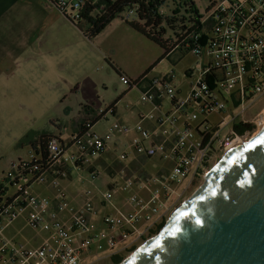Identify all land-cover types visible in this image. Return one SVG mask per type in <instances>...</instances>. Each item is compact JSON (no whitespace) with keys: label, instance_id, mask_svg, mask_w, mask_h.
Wrapping results in <instances>:
<instances>
[{"label":"built area","instance_id":"2783aa9c","mask_svg":"<svg viewBox=\"0 0 264 264\" xmlns=\"http://www.w3.org/2000/svg\"><path fill=\"white\" fill-rule=\"evenodd\" d=\"M48 1L47 5L59 14L69 19L79 17L82 0ZM199 21L203 27L211 24V28L204 34L187 35L184 47L199 57V66L187 71L191 83L185 97L180 98L173 85L174 71L163 77L148 75L136 80L121 75L125 86L139 90L142 103L153 106L140 115L135 126L115 120L104 132L88 125L86 131L63 142L54 137L47 145L48 168L58 163L68 168L58 171L51 181L47 169L30 166L32 159L38 158L32 150L27 158L11 162L10 170L0 178L9 189L0 203V233L7 221L26 212L27 224L45 230L48 237L32 248L0 236V264H96L102 259L93 251L96 240L106 242L111 251L108 257L135 248L153 237L157 226L188 198L192 186L204 181L235 139L246 141L260 130L264 116L258 113L250 117L247 112L253 101L264 98V0H215ZM195 71L198 74L194 78ZM225 89L230 90L229 97L223 93ZM100 113V121L114 117L116 106L110 105ZM212 115L217 120H212ZM239 123L253 125L254 129L239 135L235 130ZM256 127L259 130L255 133ZM129 133L137 135L129 142L135 153L143 159L165 162L167 167L152 179L159 183L158 188L148 180L136 181L148 197L133 195L127 200L129 210L105 213L102 222L109 232L95 233L99 207L90 200L71 203L58 180L69 176L68 169H86L96 179L99 171L93 169L91 157L116 145L115 136ZM36 184L56 191L53 196L29 193ZM132 185L130 182L125 189ZM110 198L107 194L102 206H107Z\"/></svg>","mask_w":264,"mask_h":264},{"label":"rangeland","instance_id":"374dc122","mask_svg":"<svg viewBox=\"0 0 264 264\" xmlns=\"http://www.w3.org/2000/svg\"><path fill=\"white\" fill-rule=\"evenodd\" d=\"M194 1L198 14L205 18L209 2ZM43 3L47 7L49 1L43 0ZM126 15L127 13L124 14ZM57 24L46 23L41 29H37L33 40L30 36L32 29H29L21 39L15 37L14 44H3L0 41V178L10 170L11 162L28 157L30 148L18 146V141L26 133L53 132L61 128L68 139L67 135L72 130L71 121L78 118L84 105H92L100 113L121 96L117 103L121 121L132 125L134 119L127 107L146 109V106L140 102L137 91H130L123 96L128 88L122 83L115 67L130 75L129 73L140 72L149 58H155L159 63H156L150 76L163 77L174 71L173 85L182 90V95H179L182 98L186 96L191 83L187 70L199 66V57L193 53L183 55L180 50L173 52L170 61L162 59L164 50L159 45L128 30L118 34L115 41L108 39L107 43L112 44V47L102 54L85 39L79 27L68 23L64 29H58ZM65 28L69 30L65 31ZM97 46L99 47V42L96 40ZM196 74L197 71L194 72V78ZM223 93L229 97L230 90L225 89ZM258 113L261 118L264 116V98L253 101L247 116L252 117ZM210 118L215 120L216 116L212 115ZM113 120H102L94 130H105ZM258 130L257 128L255 133ZM135 136V133L115 136L116 146L113 145L104 154L91 157V162L99 169L96 179H92L88 171L72 170V179L58 180L59 187L68 200L74 203L90 200L99 207L95 233L109 232L102 222L105 213H115L117 209L126 211L130 208L127 200L133 195L148 197L146 189L141 188L136 181L148 180L147 183L153 188L160 186L159 183H153L152 179L167 167V163L143 159L135 153L129 147V142ZM130 182L133 185L125 189ZM183 183L186 185L187 181ZM202 183L203 181L196 187L192 186L188 197ZM55 191L56 189H49L48 185L36 184L29 193L52 196ZM107 194L111 198L107 207H104L101 203L106 202ZM25 215L26 212H23L12 222L7 221L0 236L11 243L38 247L47 239L48 233L43 229L31 228ZM140 244L118 255L124 260ZM98 248L102 259L96 264H114L112 257H108L111 252L104 240L94 241L93 249Z\"/></svg>","mask_w":264,"mask_h":264},{"label":"water","instance_id":"95a60500","mask_svg":"<svg viewBox=\"0 0 264 264\" xmlns=\"http://www.w3.org/2000/svg\"><path fill=\"white\" fill-rule=\"evenodd\" d=\"M262 138L264 124L228 150L159 233L119 264H264Z\"/></svg>","mask_w":264,"mask_h":264},{"label":"trees","instance_id":"16d2710c","mask_svg":"<svg viewBox=\"0 0 264 264\" xmlns=\"http://www.w3.org/2000/svg\"><path fill=\"white\" fill-rule=\"evenodd\" d=\"M207 1L209 2L208 12L214 5L215 0ZM77 12L79 14L77 19L64 17L79 27L86 38L93 39L97 37L112 21L118 18L138 34L159 45L164 50L162 59L168 60L171 59L173 52L176 50H180L183 55L190 53V48L184 47V44L188 42L186 41L188 40V34H204L209 32L211 28L209 23L205 24L204 27L200 24L199 18L202 16L198 14L194 0H82ZM125 13H127L126 16H124ZM204 29L206 31H203ZM152 69H149L141 77L150 75ZM141 77L138 79H141ZM117 102L115 101L111 105L114 106ZM81 114L82 118L74 134L83 133L87 130L88 125H95L102 116L101 113H95L90 105L82 106ZM253 129L254 126L250 124L239 123L235 125V130L239 135ZM54 137H58L63 142L60 136L49 131H30L18 141L19 147L28 146L29 150H32L38 157L32 159L30 166L47 169V177L54 167L48 168L47 145ZM31 169L27 170L24 176ZM8 190V187L4 185V181H0V203L5 199ZM166 220L157 226L154 231L155 235L164 227ZM112 260L114 264H119L123 261V258L119 255H113Z\"/></svg>","mask_w":264,"mask_h":264},{"label":"crops","instance_id":"0c3cea01","mask_svg":"<svg viewBox=\"0 0 264 264\" xmlns=\"http://www.w3.org/2000/svg\"><path fill=\"white\" fill-rule=\"evenodd\" d=\"M46 23H50V24L51 23H58L57 24L58 29H64L63 27H66L68 23L73 25V23L71 21H69L66 17L62 16L61 14H59L54 8H52L50 6L46 7L45 4L43 3V0H0V41L3 44L4 43L14 44L16 41L15 37H18L19 39H21V36H24V34H27L29 32V29H32V33L30 36H31V39L33 40L34 39L33 37L35 36L37 29H41L43 25L44 26L46 25ZM68 30H69L68 28H65V31H68ZM126 30H128L132 34H138L134 30H132L128 25H126L122 20H115V21H112V23L103 32H101L97 37H95L93 39H88L85 36L84 37L89 42H91V45L93 48L100 51L102 54H105L104 52H107L112 47V44L107 43V40L108 39L110 41L117 40V35L126 32ZM96 40L99 42V47L98 46L96 47ZM3 41H6V42H3ZM92 42H94V43H92ZM113 52H115V50H113ZM157 61L155 60V58H149L140 72L129 73L132 76L125 74V73H122L121 70H118L116 67H115V70L117 71V73H119V76L125 75L131 80H136V79L140 78L142 75H144L149 69H151V68L154 69L156 67V63H159ZM160 75H163V74H160ZM132 77H134V78H132ZM177 89H178L179 95H182V90L179 88H177ZM189 89H190V83H189ZM189 89L185 93V95L189 92ZM130 91H137L139 94V100H140V92H139V90H137L135 88H133V89L128 88V90L125 93H123V96L128 94ZM121 98L122 97L120 96L115 101H119ZM115 101H113L111 104H113ZM143 104H145L146 109H144V108L137 109L134 106L133 107H129V106L127 107L126 106L129 109L128 112L130 113L132 119H134L132 122V125L128 124L127 122L121 121L122 117L118 112V105L117 104L115 105L116 106V116L109 117L108 119L113 118L114 119L113 122L115 120H119L120 122H122L124 124L130 125V126H135L140 121V115L151 111L153 108V106L149 103H143ZM90 106H92V105H90ZM147 106H149L150 108L147 109L148 108ZM93 109H94L95 113H99V112H97V109H95L94 107H93ZM81 118H82V114L80 111L78 113V118L73 119V121H71L72 130L67 135L68 138H70L78 129L77 126H78V123L81 120ZM100 122H97L95 124V126L97 124H99ZM145 125L149 126V123L145 122ZM109 127L106 128L105 130L99 131V132H104L107 129H109ZM63 131H64L63 129L57 128V130L53 131V133L60 136L63 140H66V138H65L66 135H64L65 133H63ZM92 166H93L94 170L99 171L98 167L94 163H92ZM64 168H68V166H66L65 164H62V163L56 164L51 169V171L48 175V180L51 181L52 179H54L56 177L57 171L64 169ZM68 170L70 173H69V176L67 178L72 179V169H68ZM82 171H88V170L84 169ZM109 174L112 175L111 172H109ZM48 187H49V189L51 188L50 186H48ZM83 202H84V200L81 202L77 201L76 203L71 201V203H74L76 205H79ZM104 207H107V206H104ZM127 210H129V207ZM98 219H99V217L94 219V221L96 223V229H97ZM93 251H94V253H96L100 256V254H99L100 248H98L96 250L93 249Z\"/></svg>","mask_w":264,"mask_h":264},{"label":"bare ground","instance_id":"6f19581e","mask_svg":"<svg viewBox=\"0 0 264 264\" xmlns=\"http://www.w3.org/2000/svg\"><path fill=\"white\" fill-rule=\"evenodd\" d=\"M264 122V120H263ZM263 124V123H262ZM247 141V140H246ZM244 139H240V138H237L234 140V142L228 147V150H231L232 148H234L235 146H238L244 142H246Z\"/></svg>","mask_w":264,"mask_h":264},{"label":"snow or ice","instance_id":"6c2138e0","mask_svg":"<svg viewBox=\"0 0 264 264\" xmlns=\"http://www.w3.org/2000/svg\"><path fill=\"white\" fill-rule=\"evenodd\" d=\"M260 143H261V144H264V138L261 139ZM249 147H250V148L255 147V144H252V145H250ZM199 223H200V222L197 220V224H199Z\"/></svg>","mask_w":264,"mask_h":264}]
</instances>
